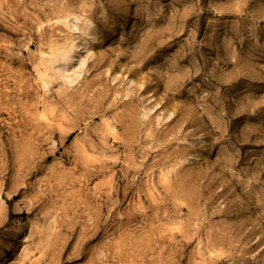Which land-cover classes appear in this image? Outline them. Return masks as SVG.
<instances>
[{"label":"rangeland","instance_id":"1","mask_svg":"<svg viewBox=\"0 0 264 264\" xmlns=\"http://www.w3.org/2000/svg\"><path fill=\"white\" fill-rule=\"evenodd\" d=\"M0 264H264V0H0Z\"/></svg>","mask_w":264,"mask_h":264}]
</instances>
